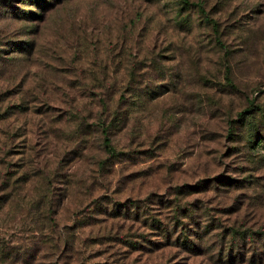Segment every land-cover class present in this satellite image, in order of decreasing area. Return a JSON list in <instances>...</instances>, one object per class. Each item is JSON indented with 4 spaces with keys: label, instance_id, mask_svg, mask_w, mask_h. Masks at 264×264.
<instances>
[{
    "label": "rangeland",
    "instance_id": "374dc122",
    "mask_svg": "<svg viewBox=\"0 0 264 264\" xmlns=\"http://www.w3.org/2000/svg\"><path fill=\"white\" fill-rule=\"evenodd\" d=\"M186 1L0 0V264H264V0Z\"/></svg>",
    "mask_w": 264,
    "mask_h": 264
},
{
    "label": "trees",
    "instance_id": "16d2710c",
    "mask_svg": "<svg viewBox=\"0 0 264 264\" xmlns=\"http://www.w3.org/2000/svg\"><path fill=\"white\" fill-rule=\"evenodd\" d=\"M180 1L182 3H187V4H190V5L196 6L199 12L204 13V9H203V6H202L201 2L188 3L186 0H180ZM207 21L213 25V21L211 19H207ZM252 105H253V102L251 100H247V105L245 106V108L242 111L237 113V116L240 117V121L239 122L242 125H247L248 129L253 130V131L255 130L254 131V134H255L256 133V129H255V127L253 128V126L251 127V125H252L251 124L252 123L251 120H246L247 117H249L253 113L252 110H251V106ZM257 134H258V132H257ZM105 140L107 141V139H105ZM259 140L262 141V137L259 136L258 142H260ZM249 142H252V141H249ZM219 178L220 177H214L213 179H218L219 181H221V178L220 179Z\"/></svg>",
    "mask_w": 264,
    "mask_h": 264
}]
</instances>
